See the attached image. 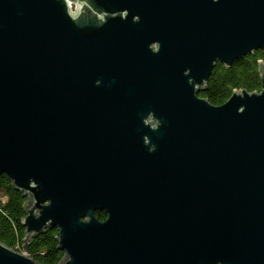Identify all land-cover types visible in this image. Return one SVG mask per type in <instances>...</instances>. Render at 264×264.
I'll use <instances>...</instances> for the list:
<instances>
[{"label": "water", "instance_id": "1", "mask_svg": "<svg viewBox=\"0 0 264 264\" xmlns=\"http://www.w3.org/2000/svg\"><path fill=\"white\" fill-rule=\"evenodd\" d=\"M264 0H0V175L59 264H264ZM104 211L105 219L95 216ZM0 264H40L0 242Z\"/></svg>", "mask_w": 264, "mask_h": 264}, {"label": "trees", "instance_id": "2", "mask_svg": "<svg viewBox=\"0 0 264 264\" xmlns=\"http://www.w3.org/2000/svg\"><path fill=\"white\" fill-rule=\"evenodd\" d=\"M259 61L264 62V53L257 50L234 61L229 68L220 63L215 64L207 82V89L198 95L213 105H221L234 90L259 91ZM26 201L27 198L12 186L8 177L0 175V242L25 252L40 264H59L64 254L57 249L55 228H46L24 244V227L21 221L25 216ZM95 216L100 220L105 219L103 211H96Z\"/></svg>", "mask_w": 264, "mask_h": 264}, {"label": "flooded vegetation", "instance_id": "3", "mask_svg": "<svg viewBox=\"0 0 264 264\" xmlns=\"http://www.w3.org/2000/svg\"><path fill=\"white\" fill-rule=\"evenodd\" d=\"M104 212V211H103ZM106 217V216H105ZM104 220V219H103Z\"/></svg>", "mask_w": 264, "mask_h": 264}]
</instances>
